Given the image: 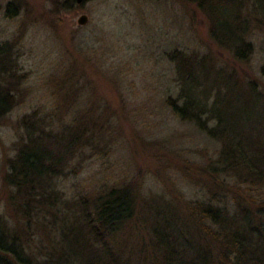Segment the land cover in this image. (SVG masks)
<instances>
[{
	"label": "trees",
	"instance_id": "trees-1",
	"mask_svg": "<svg viewBox=\"0 0 264 264\" xmlns=\"http://www.w3.org/2000/svg\"><path fill=\"white\" fill-rule=\"evenodd\" d=\"M181 1L192 17L207 16L210 39L230 53L226 67L250 56L247 37L264 22V0ZM16 8L11 1L6 11ZM164 55L176 92L165 98L170 111L219 143L200 166L209 197L186 201L180 215L168 203L143 207L133 183L68 196L61 183L98 150L97 135L78 116L35 109L20 118L1 173L0 203L3 194L14 217L0 212V264H264V90L216 58L178 47ZM17 63L14 45L0 42V121L20 93Z\"/></svg>",
	"mask_w": 264,
	"mask_h": 264
},
{
	"label": "rangeland",
	"instance_id": "rangeland-1",
	"mask_svg": "<svg viewBox=\"0 0 264 264\" xmlns=\"http://www.w3.org/2000/svg\"><path fill=\"white\" fill-rule=\"evenodd\" d=\"M11 1L17 8L10 15ZM64 1L0 0V42L14 45L23 75L17 102L0 121V183L20 118L44 110L78 116L97 135L98 150L91 149L81 170L61 183L68 196L133 183L143 207L168 203L184 214L186 201L209 197L200 166L219 143L167 106L166 95L176 92L165 51L178 47L216 58L242 84L264 90V22L248 34L250 56L226 67L230 53L210 39L207 16L197 10L192 17V6L181 0ZM82 14L87 20L79 25ZM1 197L0 212L10 220L14 215ZM135 236L128 238L135 242Z\"/></svg>",
	"mask_w": 264,
	"mask_h": 264
},
{
	"label": "water",
	"instance_id": "water-1",
	"mask_svg": "<svg viewBox=\"0 0 264 264\" xmlns=\"http://www.w3.org/2000/svg\"><path fill=\"white\" fill-rule=\"evenodd\" d=\"M82 0H77V2H81ZM87 20V17L85 14H82L79 16V18L77 19V22L79 25H83Z\"/></svg>",
	"mask_w": 264,
	"mask_h": 264
}]
</instances>
